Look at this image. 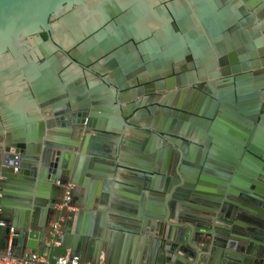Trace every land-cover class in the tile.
I'll return each mask as SVG.
<instances>
[{"label": "water", "instance_id": "obj_1", "mask_svg": "<svg viewBox=\"0 0 264 264\" xmlns=\"http://www.w3.org/2000/svg\"><path fill=\"white\" fill-rule=\"evenodd\" d=\"M79 1L0 0V251L43 246L58 182L72 185L76 211L64 218L53 258L99 264L103 252L100 264H264V0H193L206 27H176L171 38L161 27L156 65L162 76L176 74V87L196 86L191 102L174 96L172 78L163 89L133 74L131 54L127 74L98 69L86 87L81 70L92 62L111 54L118 64L123 43L149 48L147 27L99 32L82 54L30 58L22 40ZM212 51L223 67L206 76L201 64ZM65 61L73 68L67 86ZM137 84L142 94L132 91ZM102 229L134 237L132 256H113Z\"/></svg>", "mask_w": 264, "mask_h": 264}, {"label": "flooded vegetation", "instance_id": "obj_2", "mask_svg": "<svg viewBox=\"0 0 264 264\" xmlns=\"http://www.w3.org/2000/svg\"><path fill=\"white\" fill-rule=\"evenodd\" d=\"M258 13V12H257ZM206 20L194 14L193 0H80L70 7L52 14L47 18V29L41 30L37 35L28 39H23L25 51L30 58L36 63H42L48 56L56 57L65 56V54H82L86 41L93 39L99 32L108 34L113 30H120L124 27H147L151 40L149 48H145L140 42H135L132 47L123 43L117 53L118 64L111 63L113 55L109 54L106 60L99 63L92 62L88 66L89 72L85 69L81 72L85 74L86 87L93 86V82L98 80V69L104 73L127 74L123 59L126 55H132L135 68L132 73L140 78L157 79L162 82L163 89L169 83L168 79L172 78V92L177 98H182L183 102H191L198 100L197 88L195 85H189L188 76L183 72L186 85L175 86L176 74L172 73L168 76H162V69L156 65L161 60L160 48H158L157 39L161 37V27H165L167 35L177 32L176 27H185L186 31H190V27H206ZM248 25L253 26V23ZM40 38L44 47H41L36 41ZM72 43L69 45L68 44ZM66 46L68 48H66ZM213 53V59L202 62L205 75L218 72L222 69L218 62L221 61L219 55ZM63 58V57H62ZM60 59V58H59ZM192 59V58H191ZM10 60L14 62L18 68H22V63L17 62L16 58L11 56ZM194 60V59H193ZM228 60V59H227ZM186 65V61L182 60ZM64 63V64H63ZM60 62V80L66 86L71 83L72 70L67 61ZM215 65V69L206 70L209 65ZM81 83V82H80ZM78 85L76 86H80ZM82 84V83H81ZM197 85H200L197 83ZM204 85V84H203ZM143 85L137 84L132 91L135 93H143ZM159 96H157L158 98ZM161 95L159 98H162ZM147 100V96L137 97Z\"/></svg>", "mask_w": 264, "mask_h": 264}, {"label": "built area", "instance_id": "obj_3", "mask_svg": "<svg viewBox=\"0 0 264 264\" xmlns=\"http://www.w3.org/2000/svg\"><path fill=\"white\" fill-rule=\"evenodd\" d=\"M57 186H61L62 190L58 198L57 204L55 205V219L50 221L47 229V237L41 247L45 251H51L52 247L58 245L61 236L62 228L61 225L64 221L65 216L69 212H75L76 209L70 204V192L72 185L56 182ZM3 224L0 222V226ZM0 264H91L83 262L76 255L66 254L63 257H57L53 259L47 258L43 253L29 251L19 256L16 255L13 249L7 246L5 249L0 251Z\"/></svg>", "mask_w": 264, "mask_h": 264}, {"label": "crops", "instance_id": "obj_4", "mask_svg": "<svg viewBox=\"0 0 264 264\" xmlns=\"http://www.w3.org/2000/svg\"><path fill=\"white\" fill-rule=\"evenodd\" d=\"M249 27V26H248ZM244 30V29H243ZM255 37H253L252 39H254ZM237 56V55H236ZM75 74H77L76 72H74ZM80 78L79 73L77 74ZM122 175L125 176H129L125 173H121ZM89 182H87V187L89 186ZM55 219V215L53 216L52 220ZM51 220V221H52ZM61 228L63 229V226L61 225ZM103 233V237L105 240L106 245L111 244L112 249H113V256H117V255H122L124 257L129 258L130 256H132V254L134 253L138 241L135 240L134 237L132 236H128L125 234H122L120 232H117L116 230H111V229H102L101 231ZM13 251H15L13 249ZM35 252H41L43 254H45L47 256V258L49 259H53V256L51 254V252L49 251H45L43 250L41 247H37V249L34 250ZM29 252V250L25 251V253ZM102 258H103V252H101L100 257H99V264L102 262ZM83 262H88L91 263V260L89 258H85V259H81Z\"/></svg>", "mask_w": 264, "mask_h": 264}]
</instances>
